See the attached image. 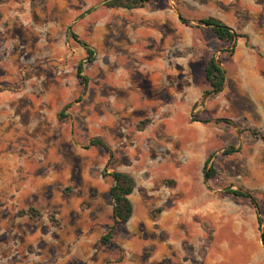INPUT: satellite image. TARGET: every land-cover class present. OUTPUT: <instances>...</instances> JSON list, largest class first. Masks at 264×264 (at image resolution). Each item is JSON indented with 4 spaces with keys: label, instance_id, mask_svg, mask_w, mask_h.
<instances>
[{
    "label": "rangeland",
    "instance_id": "obj_1",
    "mask_svg": "<svg viewBox=\"0 0 264 264\" xmlns=\"http://www.w3.org/2000/svg\"><path fill=\"white\" fill-rule=\"evenodd\" d=\"M104 1L0 0V264H264V0ZM113 170L136 187L105 244Z\"/></svg>",
    "mask_w": 264,
    "mask_h": 264
},
{
    "label": "trees",
    "instance_id": "obj_2",
    "mask_svg": "<svg viewBox=\"0 0 264 264\" xmlns=\"http://www.w3.org/2000/svg\"><path fill=\"white\" fill-rule=\"evenodd\" d=\"M151 0H105L104 5L110 8H136V7H142L146 3H148ZM200 23L207 24L210 26L213 30V32L217 35L218 38L233 42L235 39H238L239 37H244L245 42L248 46L252 47L250 43L249 35L246 33L236 32L232 28H230L227 24H225L221 19L215 17V16H208L205 18L200 19ZM75 38L78 39V36L73 33L72 34ZM78 41L82 44V46L85 48L87 57L86 61H92L94 59V49L84 40L78 39ZM83 65L84 61L79 62L77 66V76L81 79L82 82H86L87 78L83 74ZM205 77L210 85V90L208 92H218L220 91L225 83L226 80V72L225 69L217 62V59L213 56L211 57L207 65L205 67ZM253 133H255L257 136L264 139V134H261L258 132V130L253 129ZM93 145H100L107 149V144L102 141L100 138H94L92 139ZM235 150L232 148H227L224 150L225 153H232ZM209 162V158H207L205 165H207ZM215 172V169L212 167L210 169V172L207 173L208 176L213 175ZM105 176H110L113 180V184L110 187L109 193L111 195V198L113 200L112 204V215H113V225L109 227L108 232L101 237V241L103 243H114L111 240L113 228L116 225H120L125 223L129 220L133 213V204L130 198V195L133 193L135 187H136V180L134 176L127 172V171H119V170H113L111 172H105ZM228 192H231L235 195L244 196L251 200L252 204L254 205L257 213V221H258V227L262 230L263 229V219L261 217V209L259 206L258 201L254 197V195L245 189H229ZM20 215H30L31 217H34L37 214V210L34 207H30L28 209H21L19 211ZM262 239L264 241V231H262Z\"/></svg>",
    "mask_w": 264,
    "mask_h": 264
},
{
    "label": "water",
    "instance_id": "obj_3",
    "mask_svg": "<svg viewBox=\"0 0 264 264\" xmlns=\"http://www.w3.org/2000/svg\"><path fill=\"white\" fill-rule=\"evenodd\" d=\"M179 18L180 19H183V17L181 16V15H179ZM204 24V23H203ZM205 25H207V24H205ZM208 26V25H207ZM230 27V26H229ZM231 28V27H230ZM237 39H235V41H236ZM217 62L221 65V61L220 60H217ZM263 240V239H262Z\"/></svg>",
    "mask_w": 264,
    "mask_h": 264
}]
</instances>
